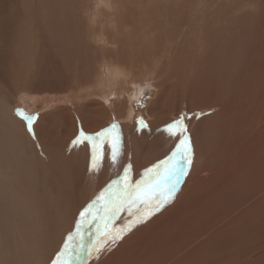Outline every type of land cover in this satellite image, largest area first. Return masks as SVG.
Segmentation results:
<instances>
[{"label":"rangeland","instance_id":"1","mask_svg":"<svg viewBox=\"0 0 264 264\" xmlns=\"http://www.w3.org/2000/svg\"><path fill=\"white\" fill-rule=\"evenodd\" d=\"M106 1L0 0L1 177L7 174V177L11 178L10 174H13L8 162L16 163L17 161L21 164H16L18 168L25 169V159L21 160V158L23 156L26 158V151L29 155L31 152L40 151L42 160L45 157L40 144H34L35 137L27 132L26 121L16 115L17 110L24 115L37 117L33 128L35 129L34 126L37 124L40 131L38 139L43 143L45 150L51 149L49 152L46 151L51 160L52 157L53 161L55 160L54 156L58 159L61 157L58 155L61 154L62 148L65 151L62 150L61 161L56 158V161L52 162L54 167L56 168L57 161L59 167H62L61 163H66L64 165L74 163L76 166L75 163L78 162L80 169H77L81 174L79 176L84 175L83 177H86L87 168L91 163V154L85 144L74 146L72 143L79 131L83 128L85 132L86 129L78 119H75L74 123L72 118L74 110L79 108L78 105L85 107L82 110L86 111L84 113L87 119L91 118L90 124L94 121L96 123L94 122L93 126L97 127L99 124L98 127L101 129L97 132L109 127L112 123L119 124L122 145H124L123 152H127L128 157L132 154L137 155L138 159L147 166L146 169L164 160L175 150L179 139L170 137L164 128L183 114L188 135L192 139L193 150L192 164L184 177L192 176L193 166L199 165L198 162L201 164L199 167L210 165L216 174L211 178L208 172L199 173V178L203 180L195 195H199L201 200L193 208L195 211L187 210L191 202L188 203V200L186 211L189 214L186 212L185 215L178 217L176 215L178 211L172 212V214L176 213L173 215L170 212L168 215L170 219L167 218L165 221L158 217L149 226L140 227L143 236L138 235L136 238H133L135 231L132 230L115 245L121 249L112 252L107 263L116 264L117 258L124 261L136 254L144 255L141 257L145 258V261L139 264H146L149 257L160 254L159 250L154 251L152 247H149V252L152 254L150 256L146 254V248H148L146 244L154 241L155 236L161 234L166 237L173 236L174 240L164 248V255L160 254L158 258H153L155 262L163 261L164 258L169 259L172 255H179L180 249L183 248L186 249V256H189L183 263L175 260L168 262L171 264L175 262L176 264H264V0H111L119 14L116 24L115 21L112 22V19H116L115 15H109L108 11L102 7V3ZM106 17L111 18V22L108 20L104 23ZM103 23L106 27H102ZM105 37L109 39L107 45L104 44ZM53 38H57L56 44ZM110 49L114 50L115 56ZM109 54H112V57ZM113 66H121L126 71L132 69V79L135 77L134 81L138 87L136 91V87L133 86L131 93H128L132 98H129L126 92L120 94L123 97L121 100L120 95L117 97L119 92L123 93L122 87L113 90V92L118 91L112 94L113 97L105 94L108 92V74L110 73L108 70ZM144 97L147 99H143ZM140 102L143 103L142 108L137 107ZM150 112L156 113L153 118L149 117ZM158 114L159 117H157ZM11 118L19 120L24 126L26 137L25 134L22 135L23 139H19L20 141L13 132L14 127L11 123L14 122L9 120ZM43 118L46 120H42ZM138 118L143 119L149 128H143L137 132ZM14 125L16 126L15 123ZM55 126L58 128L57 131ZM73 126H76L75 132ZM52 129L53 134L56 135L52 134ZM67 129L71 133H68ZM133 131L137 133L134 134ZM48 132L51 133L48 134ZM87 132L85 133H94ZM140 132L142 134L145 132V137ZM151 132L158 133L150 135ZM51 134L53 136H50ZM157 135L160 139L154 141L152 138L156 139ZM60 136L63 138L60 139ZM56 138L59 144L55 141ZM142 139H148V141L145 142ZM49 140L50 143H48ZM51 140L61 148L53 145ZM150 140L153 141L152 144ZM140 141L146 144L143 143L142 146ZM157 142L163 143L162 148L159 143L155 145ZM28 143L31 147L27 145ZM16 147L19 149L18 152ZM54 148H58L59 154ZM68 152L71 155L67 154ZM109 153L106 150L104 158L107 160H103L101 168L111 163ZM65 155L68 157L66 158ZM41 156L38 155V160H41ZM150 156L152 159L149 161ZM68 158L69 161L66 160ZM40 165L42 168V162ZM61 169H56L59 180L61 184L67 183L68 177ZM43 174L37 177L38 180H44ZM230 183L236 191L232 189ZM83 184L81 187L84 194L86 188L82 186ZM73 188L66 191L69 192V199L72 197L76 200L80 195H72ZM229 188L230 192L233 190L235 193L228 194ZM48 190L49 194L46 196L57 199L60 214H67L69 217L71 214H68L65 209L70 207L76 209V206L65 203L62 195H55L50 188ZM190 192L187 194L191 195ZM175 193L172 195L174 200L177 197ZM9 199H12V195H6L3 189L0 195V206L2 205L0 207L2 208L0 209V264H38L36 260L43 249L46 257L57 254L61 249L52 250L50 242H52L51 245H57L59 241L60 246V243L64 245L66 240L58 232V227L54 231L56 234L54 232L51 234L52 240L37 232L39 239L45 245L41 246L42 251L38 252L34 243L32 241L29 243L28 236L25 235L27 225L31 227L29 215L18 211L19 216H16L14 211L9 210ZM20 216H28L27 219H29L28 222L22 219V222L24 223L23 220H25L26 224L24 226L22 224L21 227L17 222ZM153 216L155 214L151 217ZM217 220L222 222L217 223ZM127 222L128 220H117L115 224L120 227ZM164 224H168V227L166 228ZM16 226L17 229H15ZM155 229L161 233L154 234ZM178 231H183L186 238L176 237ZM215 233L218 234L216 237ZM56 237L60 238L56 239ZM23 239L28 244L23 242ZM104 254L105 252L99 256V259L95 257L92 264H105ZM246 256H249V259Z\"/></svg>","mask_w":264,"mask_h":264},{"label":"bare ground","instance_id":"2","mask_svg":"<svg viewBox=\"0 0 264 264\" xmlns=\"http://www.w3.org/2000/svg\"><path fill=\"white\" fill-rule=\"evenodd\" d=\"M102 7L103 8H105V10H107L108 11V13H109V15H111V14H113V15H115V18L116 19H112V22H114L115 21V24H116V20H117V18H118V16H119V14L117 13V11L114 9V5H113V1H111V0H107L106 2H103L102 3ZM123 7V6H122ZM101 11H103V10H101ZM124 13V12H123ZM107 17H109L108 15H107ZM105 18V21H104V23L105 22H107L108 20H110V22H111V18L109 19V18ZM94 18H95V16H94ZM97 18V17H96ZM102 18V17H101ZM104 18V17H103ZM150 18V17H149ZM99 19V18H98ZM102 20V19H101ZM103 23V25H102V27H106V25ZM56 24V23H55ZM67 30V29H66ZM53 31V30H52ZM105 31H106V29L104 28V33H105ZM50 32V31H49ZM54 32V31H53ZM58 33V32H57ZM64 33V32H63ZM71 33V32H70ZM49 34V33H48ZM47 34V35H48ZM58 36H60L59 35V33H58ZM117 36H119V35H117ZM54 37V36H53ZM54 39V38H53ZM56 39L57 38H55L54 39V43L56 44ZM50 40H52V39H50ZM64 40V39H63ZM116 40L118 41V38L116 37ZM73 41V40H72ZM71 41V42H72ZM108 42H109V39L107 38V37H105V45H107L108 44ZM110 42H111V40H110ZM49 43V42H48ZM53 46V45H52ZM56 46V45H55ZM51 47V46H50ZM68 48V47H67ZM55 50V49H54ZM110 50H112V49H110ZM53 51V50H52ZM77 51V50H76ZM120 51V50H119ZM57 51L55 50V54H57L56 53ZM59 53V52H58ZM112 54H113V56H115V54H114V50H112ZM112 54H109V56L110 57H112ZM6 56V55H5ZM16 56V55H15ZM57 56V55H56ZM117 57L119 56V55H116ZM14 58V57H13ZM17 58H19V57H17ZM13 61V60H12ZM15 61V60H14ZM13 61V62H14ZM90 61V60H89ZM9 62V61H8ZM10 63V62H9ZM81 63V62H80ZM11 65H13V64H11ZM14 65H15V63H14ZM68 65V64H67ZM73 66H75V65H73ZM84 66V65H83ZM14 67V66H13ZM85 67V66H84ZM15 68V67H14ZM62 68V67H61ZM82 68V67H81ZM10 69V71H12V69L11 68H9ZM8 69V70H9ZM69 69V68H68ZM71 69V68H70ZM85 71V70H84ZM8 72V71H7ZM108 72H110L109 74H108V84H107V88H108V92H105V94H107V96L109 95H112L114 92H116V91H114L113 92V90H115L116 88L117 89H119V87H122V89L123 90H121V91H123V93H120L119 92V94L117 95V97H119V95L120 94H125V92H126V95L129 97V92L131 93V89H132V87L134 86V88L137 86V84H136V82L134 81V79H135V77H134V79H132V77H133V72H132V69H130V71H126L125 69H123L121 66H113V67H111L109 70H108ZM73 74V73H72ZM9 76V75H8ZM63 77V76H62ZM81 78V77H80ZM66 80V79H65ZM80 81H82V79H80ZM137 81V83H139L138 82V80H136ZM64 82H66V81H64ZM121 82H124V83H121ZM71 84V83H70ZM80 84H82L81 82H80ZM121 84H123L122 86H120ZM52 85V83H50V86ZM41 86V85H40ZM39 86V87H40ZM127 86V87H126ZM52 87V86H51ZM42 88V87H41ZM54 89H55V86H54ZM136 89V91L138 90V87H136L135 88ZM46 90V89H45ZM99 90V89H98ZM125 90H127V91H125ZM40 91V90H39ZM48 91V90H47ZM132 91H135V90H132ZM135 91V92H136ZM75 93V92H74ZM91 93V92H90ZM101 93V92H100ZM103 93V92H102ZM117 93H118V91H117ZM243 93V92H242ZM97 94H98V92H97ZM96 94V95H97ZM104 95V94H103ZM102 95V96H103ZM133 95V94H132ZM134 95H135V93H134ZM100 96V95H99ZM98 96V97H99ZM101 96V97H102ZM122 95H120V100H121V98H123V97H121ZM136 96H137V94H136ZM92 97H94V96H92ZM111 97H113V95L111 96ZM115 98H116V96H114ZM125 97V96H124ZM134 97V96H133ZM229 97V96H228ZM90 98V97H89ZM127 98V97H126ZM129 98H132V97H129ZM138 97H136V99H137ZM113 99V98H112ZM99 100V99H98ZM97 100V101H98ZM119 100V101H120ZM116 101V100H115ZM130 101V100H129ZM77 102V101H76ZM87 102V101H86ZM88 102H90V100L88 101ZM68 103H69V101H68ZM92 103V102H91ZM91 103H90V106H91ZM88 104V103H87ZM97 104V103H96ZM98 104H99V101H98ZM115 104V103H114ZM82 105V104H81ZM102 105V104H101ZM101 105H100V107H101ZM153 105V104H152ZM79 106V108H76V110H74V113H73V115H72V118H74L73 120H74V123H75V119H78L79 121H80V124H82L85 128V132H87V131H89V132H97L99 129H101V127L99 128L98 127V125H97V127L96 126H93L92 124L95 122H93L92 124H90V120H91V118H90V120L89 119H87L85 116V113L84 112H86V111H83L82 109H84V108H82L80 105H78ZM84 106V105H83ZM117 106V105H116ZM81 107V108H80ZM88 107V106H87ZM99 107V108H100ZM152 107V106H151ZM97 108V107H96ZM116 108V107H115ZM94 109V108H93ZM105 109H107L106 107H105ZM153 109V108H152ZM103 110H104V107H103ZM110 110V109H109ZM151 110V109H150ZM108 111V110H107ZM88 112V111H87ZM96 112H97V110H96ZM111 112V111H110ZM117 112H119V111H117ZM169 112V111H168ZM167 112V113H168ZM104 113V112H103ZM149 113V112H148ZM68 114V113H67ZM66 114V115H67ZM72 114V113H71ZM94 114H95V112H94ZM112 114V113H111ZM114 114V113H113ZM112 114V115H113ZM119 114V113H118ZM156 113H154V112H150V118L152 117L153 118V116L155 115ZM55 115V114H54ZM54 115H51V116H54ZM89 115V114H88ZM91 115V114H90ZM98 115V114H97ZM97 115H96V117H97ZM102 115V114H101ZM105 115V114H104ZM103 115V116H104ZM121 115H123V113L121 114ZM48 117L50 116V113H49V115H47ZM61 116V115H60ZM120 116V115H119ZM161 116H163V115H161ZM47 117V118H48ZM55 117V116H54ZM53 117V118H54ZM67 117H68V115H67ZM157 117H159V114H158V116ZM156 117V118H157ZM168 117V116H167ZM53 118H51V119H53ZM65 118V117H64ZM70 118V117H69ZM93 118V117H92ZM100 118V117H99ZM99 118H97V119H99ZM163 118H165L164 116H163ZM119 119V118H118ZM121 119H123V118H121ZM10 121L12 120L15 124H16V126L14 125V123L12 124L11 123V125H13V132H15V135H16V138H18V140L19 139H23V137H22V135L24 136V126L21 124V122H19V120H17V119H13V118H11V119H9ZM42 120H46V119H42ZM108 120V119H107ZM106 120V121H107ZM120 120V119H119ZM157 120V119H156ZM167 120V119H166ZM165 120V121H166ZM47 121H48V119H47ZM63 121H65V120H63ZM67 121V120H66ZM65 121V122H66ZM69 121V120H68ZM98 121V120H97ZM160 121V120H159ZM158 121V122H159ZM216 121V120H215ZM69 122H71V120L69 121ZM92 122V121H91ZM111 122V121H110ZM151 122H153V121H151ZM150 122V123H151ZM46 123V122H45ZM68 123V122H67ZM96 123V122H95ZM154 123V122H153ZM155 123H156V121H155ZM163 123V122H162ZM70 124V123H69ZM103 124V123H102ZM37 125V124H36ZM34 126L35 127V129H34V131L36 132L35 133V139H36V142H34V144L36 145V144H40L39 146H41V151L43 152V154L45 155V157H44V160H42V154H41V152L39 151H37V152H31V154L29 155V154H27V152L28 151H23V152H25L26 154V158H23V157H25V156H23L22 158H21V160H23V159H25V162H24V166H25V169H21V168H18V166L16 165L18 162L16 161V159H15V161H16V163H13V161H12V163L11 162H8V163H10V168L12 169V171H13V174L11 173L10 175H11V178H8L7 177V174L5 175V176H2L1 177V175H0V195H1V192H2V190L4 189L5 191H6V195H9V196H11L12 195V199H9L10 200V202H9V205H8V207H10L9 208V210H11V212L12 211H14L15 213H16V216H19L18 215V211L20 212V211H23V212H25V213H27L28 215H29V219H30V221H29V219H27L28 218V216L27 217H25V216H20L19 218H18V224H19V226L21 227L22 226V224H23V226H24V224H26V222H25V220L28 222L29 221V223H31V227L29 228V225H27L28 226V228L26 227L25 228V235H27L28 236V240H29V243H30V241H32L33 243H34V245L36 246V249H37V251L39 252V251H42V248H41V246H43L44 245V242L42 241V240H40L39 239V237H38V235H37V232H39V235H41L42 236V234L43 235H45V237H50L51 238V234H53V232L55 231V230H57V227H58V232H60L61 234L60 235H62L63 237H65V239H66V235L68 236L69 234H73V235H75V227H76V223H77V221L80 219V212L81 211H83L85 208H87L90 204H92V202L96 199V197L99 195V193L103 190V188H104V186H105V188L109 185V184H111V182L113 181V180H115V179H117V178H119L120 176H122L123 175V172H124V167L125 166H127V165H131V173H130V176H131V179L133 180V181H138V180H140L141 179V176H142V174H143V171L146 169V167L147 166H145L144 164H143V161L142 160H140V159H138V157H137V155H134V154H132V156L131 157H128L127 156V152H123L122 153V156L120 157V163H119V165H117V166H113L111 163L107 166V165H105L103 168H100V170L99 171H96L95 169H91L90 170V165L88 166V168H87V166H86V168H87V171H86V177H83V176H79V171H78V169L77 168H79V166H78V164L77 163H75L76 164V166L74 165V163H72V164H67V165H64V164H66V163H64V158L62 159V161H63V163L64 164H62L61 162V165H62V167H59V166H57V165H59V163H57L59 160H60V158L62 157V155H63V153H62V150H63V148H62V150H60L61 152V154H59L58 153V151H57V149L58 148H61L59 145V147L58 146H56L54 143H53V140H51L52 141V143H53V145H55L56 147H58L57 149H55L54 148V150H56L57 151V153L59 154L58 156L60 157L59 159H58V161L55 163V165H56V168L54 167V163H52V162H54V161H56V158H55V156H54V161H53V157H52V160H51V157L50 156H48L49 155V153H48V155H47V152L46 151H48L49 152V150L51 151V149L49 148V149H47V150H45L44 149V146H43V143L38 139V137H40V131H39V129H38V126ZM53 125H55V123L53 124ZM81 125V126H82ZM150 125V124H149ZM152 125V124H151ZM155 125V124H154ZM160 126H163V125H161V124H159ZM158 125V126H159ZM51 126V125H50ZM66 126H67V124H66ZM201 126V125H200ZM40 127V126H39ZM56 127V126H55ZM54 127V128H55ZM65 127V126H64ZM76 127V126H75ZM75 127L73 126V131L75 132ZM125 127H126V125H125ZM50 128H52V127H50ZM49 128V129H50ZM147 128H149V127H147ZM151 129L152 128H154V127H150ZM160 128V127H159ZM200 128V127H199ZM11 129V128H10ZM47 129H48V127H47ZM57 127H56V131H57ZM79 129V128H78ZM77 129V130H78ZM83 129V128H82ZM102 129H104V128H102ZM124 129V128H123ZM161 129V128H160ZM159 129V131H161ZM76 130V131H77ZM87 130V131H86ZM126 130V129H125ZM150 130V129H149ZM43 131V130H42ZM47 131V130H46ZM46 131H44L45 132V134L47 135V133H46ZM51 131V130H50ZM65 131V130H64ZM128 131V130H127ZM135 131V130H134ZM133 131V132H134ZM151 131V130H150ZM153 131H155V130H153ZM152 131V132H153ZM199 131V130H198ZM67 132H68V129H67ZM130 132H132L131 130H130ZM138 132V131H137ZM137 132H134V134H136ZM142 133H143V131H141ZM140 132V133H141ZM147 132H149V131H147ZM146 132V133H147ZM151 132V134L150 135H153V134H157V133H152ZM156 132V131H155ZM200 132V131H199ZM37 133H38V135H37ZM42 133V132H41ZM49 133H51V132H48V134ZM60 133H61V131H60ZM65 133H66V131H65ZM68 133H71L70 132V130H69V132ZM73 133V132H72ZM88 133V132H87ZM93 133V134H94ZM141 133V134H142ZM43 134V133H42ZM52 134H53V129H52ZM50 135V136H53V135H56V134H53V135ZM139 134L140 136H142V135H144V137H145V132H144V134ZM148 134V133H147ZM195 134V133H194ZM57 135H59V133L57 134ZM66 135V134H65ZM159 135H160V133H159ZM159 135H157L156 137V139L155 138H152V139H154V141L155 140H157L158 138H159ZM42 136V135H41ZM64 136V135H63ZM71 136V135H70ZM7 137V136H6ZM25 137H26V134H25ZM44 137V136H43ZM43 137L41 138V139H43ZM56 137V136H55ZM62 136H60V139H62L61 138ZM64 137H66V136H64ZM148 137H149V135H148ZM147 137V138H148ZM151 137V136H150ZM161 137V136H160ZM10 138V137H9ZM15 138V139H16ZM49 138V136L47 137V139ZM52 138V137H51ZM50 138V139H51ZM70 138V137H69ZM132 138H134L133 136H132ZM131 138V139H132ZM191 138V137H190ZM12 139H13V137H12ZM46 139V138H45ZM53 139H55L54 137H53ZM66 139H67V137H66ZM149 139V138H148ZM148 139L146 140V139H142V140H145V142L146 141H148ZM160 139V138H159ZM162 140L164 139V137L163 138H161ZM166 139V138H165ZM14 140V139H13ZM27 140V138L25 139V141ZM30 140V139H29ZM139 139H137V141H138ZM192 140V139H191ZM20 141V140H19ZM23 140H21V142H22ZM31 141V140H30ZM57 143H58V141H57V138H56V140H55ZM54 141V142H55ZM60 141V140H59ZM16 142H17V140H16ZM47 142V141H46ZM141 142V141H140ZM145 142H141L142 143V146H143V143H145ZM150 143L151 142H153L152 140H150L149 141ZM163 142V141H162ZM245 142V141H244ZM24 143V142H23ZM30 143V142H29ZM29 143L27 144L28 146H29ZM48 143H50V140L48 141ZM63 143H65V141L63 142ZM148 143V142H147ZM159 142H157L155 145L157 146V144H158ZM192 143V142H191ZM21 144V143H20ZM59 144V143H58ZM146 144V143H145ZM152 144V143H151ZM160 144V143H159ZM158 144V145H159ZM163 144V143H162ZM162 144H160L161 146V148H162ZM11 145V144H10ZM14 145V144H13ZM31 145H32V143H31ZM62 145H64V144H62ZM61 145V146H62ZM154 145V144H153ZM165 145V144H164ZM195 145V144H194ZM193 145V146H194ZM197 145V144H196ZM199 145V144H198ZM16 146V145H15ZM21 146H24V145H21ZM20 146V147H21ZM27 146V147H28ZM48 146H49V144H48ZM124 146V145H123ZM156 146H154V147H156ZM244 146V145H243ZM25 147V146H24ZM29 147H31V146H29ZM38 147V146H37ZM63 147V146H62ZM64 147H65V145H64ZM145 147V146H144ZM150 147V146H149ZM19 148V147H18ZM85 148V147H84ZM140 148H142L141 147V145H140ZM160 148V149H161ZM173 148V147H172ZM197 148V147H196ZM16 149H17V147H16ZM30 149V148H29ZM153 149V148H152ZM156 149V148H155ZM159 149V148H158ZM15 150V149H14ZM18 150L19 149H17L16 151L18 152ZM30 150H32V149H30ZM33 150H35V148L33 149ZM65 150H67L66 148H65ZM154 150V149H153ZM11 151V150H10ZM21 151V150H20ZM21 151V152H22ZM64 151V150H63ZM68 151V150H67ZM84 151H86V150H84ZM83 151V152H84ZM144 151V150H143ZM148 151H150L149 149H148ZM193 151V150H192ZM21 152H19V153H21ZM65 152V151H64ZM78 152V151H77ZM129 152V151H128ZM84 153H86V152H84ZM147 153V152H146ZM155 153V151L153 152V154ZM17 154V153H16ZM64 154H66V153H64ZM67 154H69V152L67 153ZM73 154V153H72ZM76 154V153H75ZM78 154V153H77ZM89 154H90V152H89ZM110 154V153H109ZM21 155V154H20ZM20 155H18L19 157H21ZM38 155H40L41 156V160L39 159L38 160ZM54 155H56L57 156V154L54 152ZM69 155H71V154H69ZM86 155V154H85ZM146 155V154H145ZM15 156V155H14ZM51 156H53L52 154H51ZM68 157V155H65V157ZM74 156V155H73ZM88 156V155H87ZM143 156V158H144V154L142 155ZM142 156H140L141 158H142ZM66 157V158H67ZM75 157V156H74ZM84 157V156H83ZM147 157V156H146ZM78 158V157H77ZM76 158V159H77ZM156 158V157H155ZM87 159V158H86ZM86 159H85V161H86ZM89 159V158H88ZM104 159H106V158H104ZM130 159V160H129ZM152 158H151V156H150V159H148L149 161L151 160ZM11 160V159H10ZM18 160V159H17ZM34 160H36L35 162H34ZM66 160H68L69 161V158L68 159H66ZM81 160H83V158L81 157ZM107 160V159H106ZM145 160V159H144ZM155 160H157V159H155ZM154 160V161H155ZM2 161V160H1ZM26 161H28V162H26ZM61 161V160H60ZM67 161V162H68ZM71 161V160H70ZM89 161V160H88ZM228 161V160H227ZM23 162V161H22ZM21 162V163H22ZM40 162H42V168L40 167L41 165H40ZM103 162V161H102ZM2 163V162H1ZM84 163V162H83ZM82 163V164H83ZM87 163H89V162H87ZM156 163V162H155ZM199 163V165H196V166H193V173H192V176H190L189 178H188V176H187V178L186 177H184V176H182L181 177V179H180V182H179V184L177 185V188H176V195L175 196H177L176 198H175V200L174 199H172L171 198V202L169 203V204H167V205H165L160 211H158V212H156L155 213V216H153V217H151V218H149L145 223H142V224H139V225H137L133 230L135 231V233L133 234V238H136L138 235H140V236H143V233H142V231L139 229L140 227H147V226H149L150 225V223L154 220V219H158V217L162 220V221H165L167 218H168V215H170V212H171V214H172V212H176V211H178V212H176V213H173V214H176V215H178V217L180 216H183V215H185V213L187 212L186 211V202L188 201V203H189V205H190V207L188 206L187 207V210H192L193 208H195V205H196V203H198L201 199H200V196L199 195H195L196 194V192L199 190V185H200V183H201V181L203 180V178H199V173L200 172H202V171H205V172H208L209 174H210V176H212L211 178H213L214 176V174H216L215 173V170H213L212 168L213 167H211L210 165H207V166H203V167H199L201 164H200V162H198ZM19 164V163H18ZM81 164V165H82ZM196 164H197V162H196ZM19 165H21V164H19ZM80 165V166H81ZM85 165V164H84ZM88 165V164H87ZM212 165V164H211ZM23 166V165H22ZM36 166V167H35ZM59 167V168H58ZM62 168V169H61ZM85 168V167H84ZM56 169H61L67 176L66 177H68V182L67 183H65L64 181V183H62L61 184V182H60V180H59V177H58V174H57V170ZM80 169V168H79ZM82 169H83V167H82ZM190 170V169H189ZM82 171V170H81ZM61 172V171H60ZM217 172V171H216ZM235 172V171H234ZM43 174L42 175V178L44 179L43 181H41V180H38V176L39 175H41V174ZM82 173V172H81ZM84 173V172H83ZM236 174V173H235ZM20 175V176H19ZM81 175V174H80ZM82 179H79V177ZM217 176V175H216ZM242 176V175H241ZM63 177H65V176H63ZM37 178V179H36ZM52 178H55V179H52ZM210 178V179H211ZM67 179V178H66ZM209 179V180H210ZM229 180H231V179H229ZM66 181V180H65ZM232 181V180H231ZM45 182H47V184L45 183ZM239 182V181H238ZM84 183V184H83ZM174 183V182H173ZM233 183V182H232ZM63 184H64V187H63ZM81 184H83L82 186H85V188H86V193H82V187H81ZM228 184V183H227ZM231 184V183H230ZM224 185V184H223ZM233 185H235V183L233 184ZM74 187V188H73ZM225 187V186H224ZM231 187H232V184H231ZM48 188H50L51 189V191H53L54 192V194L55 195H59L60 194V196L62 195L63 196V198H64V200H65V203L66 202H68V203H70L72 206H76V209H73V208H66L65 209V211L68 213V214H71V215H69V217H68V215L67 214H60V209H59V207H58V202H57V199H55V198H49V197H47L46 195H48L49 194V190H48ZM73 188V193H72V195H80L79 196V198L78 199H74V198H72V197H70V199L68 198V191H66V190H71ZM239 188H240V186H239ZM84 189V188H83ZM225 189V188H224ZM232 189H233V187H232ZM238 189V188H237ZM241 189V188H240ZM234 191H236V189H233ZM233 190L230 192V188L228 189V191H229V193L228 194H230V193H233ZM85 191V190H84ZM191 191V192H190ZM227 191V190H226ZM239 191V190H238ZM52 192V193H53ZM188 192H190L191 193V195L190 194H187ZM225 193V192H224ZM235 193V192H234ZM233 193V194H234ZM232 195V194H231ZM238 195V194H237ZM235 196V195H234ZM243 196V195H242ZM54 197V196H53ZM58 197V196H57ZM197 197V198H196ZM229 197V196H228ZM232 197H233V195H232ZM7 198H9L8 196H7ZM59 198V197H58ZM190 198L192 199V200H190ZM246 198V197H245ZM230 199V198H229ZM234 199V198H233ZM232 199V200H233ZM55 200V201H54ZM245 200H248V199H245ZM61 201V200H60ZM235 201V200H234ZM249 201V200H248ZM7 202V201H6ZM61 203H63L62 201H61ZM230 203H231V199H230ZM233 203V205H234V202H232ZM247 203V202H246ZM252 203V202H251ZM103 204V201H101V205ZM244 204H245V202H244ZM6 205V204H5ZM60 205V204H59ZM246 205V204H245ZM2 206V205H1ZM0 206V207H1ZM242 206V205H241ZM244 206V205H243ZM248 206V205H247ZM247 206H245V207H247ZM7 207V206H6ZM239 207H240V205H239ZM177 208L178 210H175V209ZM0 209H2V208H0ZM8 209V208H7ZM237 209V208H236ZM244 209V208H243ZM248 209V208H247ZM194 210V209H193ZM235 210V209H234ZM91 211H95V209H92ZM195 211V210H194ZM250 211V210H249ZM248 211V214L250 213ZM3 212V211H2ZM197 212V211H196ZM232 212H234V211H232ZM231 212V213H232ZM244 212H245V210H244ZM243 212V213H244ZM246 212H247V210H246ZM7 214V213H6ZM13 215H14V213H12ZM101 214H103V213H101ZM172 214V215H173ZM187 214H189L188 212H187ZM199 213H197V215H198ZM246 214V213H245ZM172 215H171V217H172ZM247 215V214H246ZM1 216V215H0ZM7 216V215H6ZM198 216H200V215H198ZM235 216V215H234ZM8 218H9V216H8ZM13 218V217H12ZM17 218V217H16ZM177 218V217H176ZM193 218V217H192ZM1 219V218H0ZM22 219H25V220H23L24 221V223L22 222ZM37 219H38V222H37ZM132 219V217H130L129 215H128V212H127V210H125V211H122L120 214H119V216H118V219H116L115 221H117V220H121V221H124V220H131ZM168 219H170V218H168ZM245 219V218H244ZM14 220V219H13ZM12 221V220H11ZM115 221H114V224H115ZM219 220H217V223H221V222H218ZM224 223H225V221H223ZM14 223V222H13ZM16 223V222H15ZM233 223V222H232ZM11 224V223H10ZM213 224V223H212ZM229 224V223H228ZM26 226V225H25ZM115 226L116 227H118V225H116L115 224ZM164 226L167 228L168 227V224H164ZM212 227V226H211ZM210 227V228H211ZM221 227V226H220ZM12 228V227H11ZM18 227L16 226V228L15 229H17ZM34 228L36 229V230H34ZM224 228V227H223ZM22 229V228H21ZM21 229H19V230H21ZM24 229V228H23ZM212 229H213V227H212ZM216 228H214V230H215ZM219 229V228H218ZM8 230V229H7ZM12 230H14V228H12ZM38 230V231H37ZM220 231H221V229H219ZM226 230V229H225ZM24 231V230H23ZM211 231H213V230H211ZM217 231V230H216ZM16 232V234H18L17 233V230L15 231ZM22 232V231H21ZM213 232H215V231H213ZM213 232H212V234H213ZM224 232V231H223ZM13 233V232H12ZM24 233V232H23ZM41 233V234H40ZM95 233H96V229L93 227L92 229H91V231H89L88 229H87V227H85V229H83V235H84V244H85V248H84V250L83 251H81L80 253H78V254H74L73 255V264H92V262H93V259L96 257L94 254L93 255H89V253H88V248L89 247H91V245L93 244V243H98V238L96 237V235H95ZM156 233H161L159 230H154V234H156ZM218 233V232H217ZM217 233H215L216 235H215V237L218 235ZM22 234V233H21ZM21 234L19 235V236H21ZM54 234H56L55 232H54ZM202 234V233H201ZM23 235V234H22ZM59 235V236H60ZM204 235V234H203ZM207 235V234H206ZM221 235H223V234H221ZM14 236V235H13ZM24 236V235H23ZM22 236V237H23ZM58 236V235H57ZM175 236V235H174ZM177 236H182L183 237V239L184 238H186L185 236V234L183 233V231H178L177 232V234H176V237ZM219 236H220V234H219ZM25 237V236H24ZM44 237V239H46ZM55 237V236H54ZM61 237V236H60ZM59 237V238H60ZM62 237V238H63ZM200 237H201V235H200ZM213 236H211V238H212ZM17 238H19V237H17ZM21 238V237H20ZM49 238V239H50ZM58 237H56V239H59ZM181 238V237H180ZM204 238V237H203ZM209 238V237H208ZM8 239V238H7ZM43 239V238H42ZM48 239V240H49ZM64 239V240H65ZM177 239V238H176ZM51 240H52V238H51ZM55 240V239H54ZM63 240V241H64ZM173 240H174V237L172 236V237H166V235H161V234H159L158 236H155V240L154 241H152V242H150V243H148V244H146V246L148 247V248H146V250H147V253L146 254H148L149 256H150V254H152V253H150L149 251H150V249H149V247H152V249L154 250V251H157V250H159L160 251V254H162V255H164V253H165V251H164V248H166L169 244H171V243H173ZM181 240V239H180ZM187 240V239H186ZM202 240V239H201ZM26 242V240L25 239H23V242ZM56 241V240H55ZM54 241V242H55ZM65 242V241H64ZM181 242H182V240H181ZM180 242V243H181ZM51 243L52 242H50V246L53 248L52 250H58V249H61L62 247H61V245H62V243H60V246L58 245L59 244V241H58V244L56 245V244H54V245H51ZM26 244H28L27 242H26ZM48 244V243H47ZM30 245V244H29ZM49 245V244H48ZM47 245V246H48ZM187 245V244H186ZM45 246V245H44ZM47 246H46V248H47ZM63 246V245H62ZM182 246V245H181ZM184 246V245H183ZM182 246V247H183ZM20 247V246H19ZM188 247V246H187ZM22 248V247H21ZM43 248H45V247H43ZM27 249V248H26ZM32 249V248H31ZM33 249H34V246H33ZM51 249V248H50ZM121 249V247H116L115 245L112 247V250L110 251V252H105V254H104V256H103V262L105 263V264H108L107 263V261H109V259H110V256H111V253L112 252H117V251H119ZM189 249V248H188ZM191 249H192V247H191ZM194 249V252H195V248H193ZM186 250V249H185ZM183 248H181L180 249V254L179 255H172L171 257H169V259L168 258H164V260L163 261H160V262H155V260L153 259V258H158V256L160 255H156V256H154V257H149L148 258V261L146 262V264H171L170 262H168V261H172V262H174V260L176 261V262H181V263H183L184 262V260H185V258L187 257H189V256H186V251H185ZM43 251H44V249H43ZM43 251L38 255V258H37V263L38 264H49V263H51V259H53V257L54 256H56V254L54 255L53 254V256H48V257H46L44 254H43ZM51 252V251H50ZM49 252V253H50ZM178 253H179V251H178ZM189 253V252H188ZM35 254V253H34ZM33 254V255H34ZM103 254V253H102ZM101 254V255H102ZM191 254V253H190ZM171 255V254H170ZM35 256V255H34ZM141 256H144V255H141ZM141 256H138V255H136V254H134V255H132V256H130V257H128V258H126L124 261H122L121 259H119V258H117L116 260H115V262H116V264H139V263H141L142 261H145V258H143V257H141ZM246 257H248V259H249V256H246ZM251 258V257H250ZM51 260V261H50ZM246 260V259H245ZM247 261V260H246ZM176 262H175V264H176ZM245 262V261H244ZM173 264V263H172Z\"/></svg>","mask_w":264,"mask_h":264},{"label":"snow or ice","instance_id":"3","mask_svg":"<svg viewBox=\"0 0 264 264\" xmlns=\"http://www.w3.org/2000/svg\"><path fill=\"white\" fill-rule=\"evenodd\" d=\"M143 99H147V97ZM137 107L142 108L143 103H138ZM16 115L26 121L27 132L35 137L33 123L37 117L24 115L19 110H17ZM136 124L137 131L148 127L143 119L138 118ZM164 131L170 137L179 139L175 150L164 160L146 169L138 181L131 179V165L125 166L123 175L113 180L99 193L92 204L80 212V219L75 227V235H68L63 247L51 261V264H73V255L80 253L85 248L83 235L85 227L89 231L93 227L96 229L95 235L98 238V243H93L88 248V253L89 255L94 254L99 259L102 253L110 252L112 247L118 244L137 225L145 223L152 215L171 202L181 177L187 175L190 169L193 151L183 114L178 120L167 124ZM72 143L74 146L85 144L89 148L91 154L90 170H100L106 150L110 152V161L113 166L120 163L123 145L120 126L117 123H112L109 127L94 134H87L81 129ZM162 185H166V187L162 188ZM101 201H103L102 205ZM92 209L95 211H91ZM125 210L132 219L117 228L114 221Z\"/></svg>","mask_w":264,"mask_h":264}]
</instances>
